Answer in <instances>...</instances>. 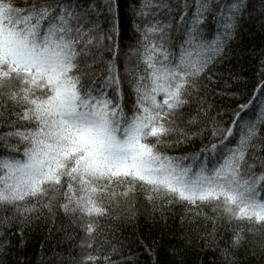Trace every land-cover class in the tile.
<instances>
[{
  "label": "snow or ice",
  "instance_id": "6c2138e0",
  "mask_svg": "<svg viewBox=\"0 0 264 264\" xmlns=\"http://www.w3.org/2000/svg\"><path fill=\"white\" fill-rule=\"evenodd\" d=\"M103 7L112 23L107 31ZM103 7L95 0H0V247L8 245V229L59 200L88 237L81 244L97 248L82 257L84 264L98 258L122 264V254L111 259L116 246L99 255L96 221L142 194L161 209L177 201L197 211L210 207L212 216L203 215L213 237L217 219L231 226L221 250L231 264L246 227L264 226V138L257 131L264 122V79L226 121L209 118L207 98L219 93L209 82L211 69L234 37L244 5L218 6L209 40L202 31L208 0H179L178 21L168 0H144L135 10L145 21L136 25L143 43L123 74L112 43L118 4L105 0ZM173 24L183 31L179 51L170 42ZM198 135L207 141L201 149L174 151Z\"/></svg>",
  "mask_w": 264,
  "mask_h": 264
},
{
  "label": "trees",
  "instance_id": "16d2710c",
  "mask_svg": "<svg viewBox=\"0 0 264 264\" xmlns=\"http://www.w3.org/2000/svg\"><path fill=\"white\" fill-rule=\"evenodd\" d=\"M33 2L17 0L19 5ZM80 2L87 5L91 0ZM142 2L144 0H116L118 17L112 43L120 50L116 65L122 74L126 65L131 67L136 63L133 50L143 43L136 25L142 26L145 21L135 15ZM168 2L173 7L172 17L178 21L176 5L179 0ZM241 2L244 8L236 22L235 35L227 42L220 61L211 69L214 78L209 82L213 88H219V93L208 95L207 103L212 105L209 118L230 119L236 105L244 102L255 89V84L264 79L261 76L264 70V63H261L264 61V0ZM95 3L103 7L105 0H95ZM229 3L230 0H208L209 12L202 28L206 39L211 40L217 32L218 6L226 7ZM102 14L107 18L104 23L107 31L112 28V23L106 7H103ZM182 36V29L173 24L170 42L176 44L177 51ZM104 54L112 58L108 50ZM128 91L126 88V100L131 99ZM222 109L225 112H221ZM247 111L249 117H253L252 110ZM258 124V134L264 138V122ZM2 131L5 129L0 126ZM192 131H196V126ZM206 142L204 135L193 136L174 151L177 154L193 153ZM58 203L59 200H54L51 208L45 207L25 216L23 225L7 230L8 245L0 247V264H84L82 257L86 253H97L96 247L81 244L88 237L73 217L57 206ZM204 213L212 216L211 208L206 206L197 211L177 201L161 209L138 194L134 205L129 201L122 202L112 209L110 216L97 220L102 231L93 239L99 245L100 256L116 246L119 252L112 254L111 259L118 261L122 254V264H228L221 250L229 239L231 226L217 219V236L213 237L211 221L205 220ZM2 215L4 210L0 208ZM250 227L251 232L246 227L247 239L242 246L232 250L231 264H264V226L253 224ZM95 264H103V260L98 258Z\"/></svg>",
  "mask_w": 264,
  "mask_h": 264
}]
</instances>
